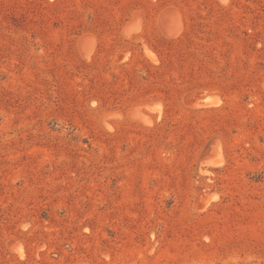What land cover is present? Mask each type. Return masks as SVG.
I'll return each mask as SVG.
<instances>
[{
	"label": "rangeland",
	"instance_id": "1",
	"mask_svg": "<svg viewBox=\"0 0 264 264\" xmlns=\"http://www.w3.org/2000/svg\"><path fill=\"white\" fill-rule=\"evenodd\" d=\"M0 264H264V0H0Z\"/></svg>",
	"mask_w": 264,
	"mask_h": 264
}]
</instances>
